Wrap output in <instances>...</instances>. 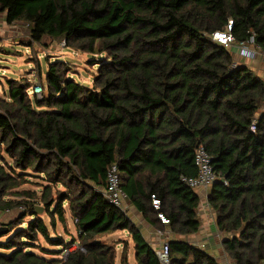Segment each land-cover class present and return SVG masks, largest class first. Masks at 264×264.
<instances>
[{"label": "trees", "instance_id": "16d2710c", "mask_svg": "<svg viewBox=\"0 0 264 264\" xmlns=\"http://www.w3.org/2000/svg\"><path fill=\"white\" fill-rule=\"evenodd\" d=\"M0 12L9 24L26 23L34 42L64 39L101 56L91 87L58 59L48 62L43 98L17 79L0 91V199L28 176L47 183L40 199L21 192L19 224L31 219L0 242V264H117L119 242L105 238L124 230L137 264H164L127 211L103 195L113 163L127 201L175 235L169 264H222L189 240L201 229V198L182 178L197 175L199 146L218 175L207 202L224 252L235 264H264V80L212 40L232 20L237 41L255 32L264 48V0H0ZM41 204L54 227L57 219L66 227L70 212L78 235L51 238ZM7 226L0 238L17 227ZM39 236L70 248L68 256L30 250ZM127 251L125 241L121 264Z\"/></svg>", "mask_w": 264, "mask_h": 264}, {"label": "rangeland", "instance_id": "374dc122", "mask_svg": "<svg viewBox=\"0 0 264 264\" xmlns=\"http://www.w3.org/2000/svg\"><path fill=\"white\" fill-rule=\"evenodd\" d=\"M99 57L101 56L95 55V57H93L89 52L67 46L64 39L45 36L41 42H34L30 37V28L26 23L19 22L9 24L6 21V14L0 12V91L8 87V79L30 82L33 88L37 83H43L42 85L46 87L48 62L58 59L65 60V62L68 63L70 66L69 72L77 81L91 87L93 86V78L98 72V65H93L92 62H97ZM234 57H236V53H234ZM32 90L33 89L29 90L31 96L33 93ZM7 159L10 162L12 161L9 157ZM28 172L32 174L31 171ZM28 178L30 182L14 189L9 195L3 196L0 199L1 229H6L9 223L17 226L11 233L0 238V242H5L9 237L13 236L17 230L26 227L31 219L30 216H26L22 224H19L21 223L20 220L22 216H24L23 207L17 204L18 201L25 199L21 192L24 189H29L33 190L39 199L40 196H42L44 184H47L46 181L35 175L28 176ZM58 189L64 190V187H54L52 191L54 196H56ZM5 200H14V203L11 206L2 205L4 203L7 204ZM42 205L43 204L40 206ZM64 207L68 209L67 202L64 203ZM40 216H42L48 224L51 238L61 236L70 242L72 236L78 235L74 219L70 212L67 213L68 225L66 227L57 217L56 226H52L51 219L45 213V209L40 213ZM124 237L125 233L115 232L111 235H107L105 239L119 240ZM76 247L77 244H74L71 248L74 249ZM29 249L48 259H56L62 257L64 248L62 245H55L43 236H39L38 240L32 243ZM204 249L209 253L211 251L205 247ZM129 252L131 253L130 264H136L133 243H131ZM117 264H121L119 250Z\"/></svg>", "mask_w": 264, "mask_h": 264}, {"label": "built area", "instance_id": "2783aa9c", "mask_svg": "<svg viewBox=\"0 0 264 264\" xmlns=\"http://www.w3.org/2000/svg\"><path fill=\"white\" fill-rule=\"evenodd\" d=\"M233 21L227 24L223 30H218L212 34V40L216 43L232 49L237 47L238 54L247 58H254L258 52L264 55V48L257 45L256 34L252 32L251 35L243 41H237L233 34ZM32 94H35L37 98H43V86L40 83L34 85ZM256 126L253 124L252 130L255 131ZM195 164L198 167V173L194 177L183 176V181L194 189H205L208 191L218 179V175L215 172L212 165V158L203 146H199L195 151ZM103 195L114 205L124 208L127 201V194L124 192L121 185V174L119 172L118 165L113 163L109 166L107 171V184L103 189ZM153 205L156 209H160L161 201L153 195ZM158 217L163 224L168 225L170 223L169 218L162 212L158 213ZM70 248H65L62 252L61 258H66L70 252ZM164 264H169V244L165 243L162 249L157 252Z\"/></svg>", "mask_w": 264, "mask_h": 264}, {"label": "crops", "instance_id": "0c3cea01", "mask_svg": "<svg viewBox=\"0 0 264 264\" xmlns=\"http://www.w3.org/2000/svg\"><path fill=\"white\" fill-rule=\"evenodd\" d=\"M234 46L231 51L236 53L235 62L238 64H243L249 66L257 75H259L264 80V55L260 52L254 58H247L240 56ZM264 112V106L261 109ZM198 195L201 198V205L199 207V218L201 221V229L198 234L189 237V240L194 242L196 245L205 247L210 251V253L215 256L222 264H235V262L228 258L224 252L222 246V238L216 226V214L214 210L208 205V191L205 189H197ZM125 210L127 211L129 217L136 223L142 230L145 239L152 245V247L158 252L162 249L165 243H168L174 238V234L170 231V228L166 226L165 230H159L151 223H149L143 214L131 203L126 201ZM77 230V229H76ZM125 233V237L119 240H114L119 242V248L117 250L120 252V258L125 246V241L127 242V252H128V264H130L129 248L131 243L134 247V257H135V243L133 242L131 235L128 231H118ZM220 258V259H219ZM136 260V258H135ZM137 264V261H136Z\"/></svg>", "mask_w": 264, "mask_h": 264}, {"label": "water", "instance_id": "95a60500", "mask_svg": "<svg viewBox=\"0 0 264 264\" xmlns=\"http://www.w3.org/2000/svg\"><path fill=\"white\" fill-rule=\"evenodd\" d=\"M43 209H44V208H43L42 206H37V212H38V213H41V212L43 211Z\"/></svg>", "mask_w": 264, "mask_h": 264}]
</instances>
